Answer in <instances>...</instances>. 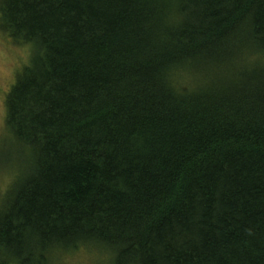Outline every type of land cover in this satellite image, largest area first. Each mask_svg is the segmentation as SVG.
Here are the masks:
<instances>
[{"label":"trees","instance_id":"16d2710c","mask_svg":"<svg viewBox=\"0 0 264 264\" xmlns=\"http://www.w3.org/2000/svg\"><path fill=\"white\" fill-rule=\"evenodd\" d=\"M0 34V264H264V0H0Z\"/></svg>","mask_w":264,"mask_h":264},{"label":"rangeland","instance_id":"374dc122","mask_svg":"<svg viewBox=\"0 0 264 264\" xmlns=\"http://www.w3.org/2000/svg\"><path fill=\"white\" fill-rule=\"evenodd\" d=\"M30 60V57H29ZM28 61V52L26 49L11 46L0 34V196L5 195V190L10 186L17 176L18 170H10L5 163L9 154V143L7 140V131L4 126L5 105L4 99L9 92V88L15 80L16 73H19ZM21 67V68H20ZM5 167V168H4ZM3 191V193H2ZM105 261L103 255L89 250H80L74 254L63 255L58 264H99Z\"/></svg>","mask_w":264,"mask_h":264}]
</instances>
